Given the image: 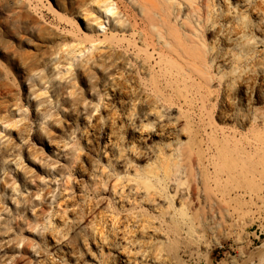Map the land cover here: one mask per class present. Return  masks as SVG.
<instances>
[{
	"label": "rangeland",
	"instance_id": "1",
	"mask_svg": "<svg viewBox=\"0 0 264 264\" xmlns=\"http://www.w3.org/2000/svg\"><path fill=\"white\" fill-rule=\"evenodd\" d=\"M52 2L59 15L45 7L47 0H0V262L7 251L3 244L11 241L13 256L8 264H65L66 248L55 254L53 238L75 251L78 264H125L113 233L139 236L135 217L143 210L134 199L123 203L119 194L103 190L90 174H96L91 165L98 166L113 180L112 169L105 168L103 131L94 130V119L104 117L108 110L117 112L123 137L128 115L120 111L101 73L90 77L97 72L96 65L87 64L90 52L81 53L84 46H79L78 34L70 32L64 20L76 11H62L59 5L64 0ZM34 7L42 14H34ZM94 11V4L86 6L79 19L82 27L86 16L87 20L95 17V13L91 16ZM106 67L113 72L111 64ZM75 78L73 87L70 83ZM74 91L75 97L69 98ZM74 99H79L77 106ZM14 107L21 109L15 114ZM215 119L219 124L216 115ZM44 131L53 132L50 137L56 138L55 146H66L60 155L48 153L38 142ZM17 132L26 138L25 145L19 146ZM8 143L15 152L4 155ZM76 144L80 145L77 151ZM193 149L189 159L168 160L163 171L171 175L172 161L178 165L180 171L177 177L171 176L176 181L169 193L175 196L176 206L185 208V216H173L174 207L162 203L163 213L154 218L152 227L158 226L164 237L149 245L159 256V264H264V152L199 160L196 142ZM202 150L212 152L214 147L204 143ZM16 155L22 158L12 160ZM81 167L91 172L81 174ZM142 192L153 195L156 187L144 186ZM72 200L76 218L67 207ZM83 216L88 219L86 227L72 240L70 231ZM127 247L131 256L141 251Z\"/></svg>",
	"mask_w": 264,
	"mask_h": 264
},
{
	"label": "bare ground",
	"instance_id": "2",
	"mask_svg": "<svg viewBox=\"0 0 264 264\" xmlns=\"http://www.w3.org/2000/svg\"><path fill=\"white\" fill-rule=\"evenodd\" d=\"M92 4L95 11L91 16L95 13V17L87 20L86 16L82 27L79 19ZM45 7L59 15L52 0H47ZM59 7L66 13L76 11L70 13L71 18H60L70 24V32L78 34V44L84 46L81 53L90 52L86 62L96 65L97 71L90 77L101 73L120 111L128 115L123 137L122 123H118V113L113 110L95 118L93 124L94 130L103 131L105 168L113 171L111 180L104 168L91 165L96 168V174H90L95 184L119 194L123 203L131 204L134 199L143 210L135 217L139 236L127 231L113 233V238L120 241L117 253L127 259L125 264H159V256L149 245L164 237L158 226L152 227L154 218L163 213L162 203L174 207L173 216H185V208L176 206L175 196L169 193L176 181L171 176L177 177L180 170L172 161L174 172L164 175L167 161L189 159L195 142L199 160L264 152V0H64ZM33 9L34 14H42ZM74 60V56L68 60L71 67ZM107 64L114 67L112 73ZM75 95V91L68 94L69 98ZM74 101L76 105L79 99ZM20 109L14 107L12 112ZM51 133L41 132L45 140L38 142L58 156L66 146H55L57 140L50 137ZM20 136L17 132L19 146L25 145L26 138ZM89 141L87 138L83 143L86 150ZM204 143L214 150L203 151ZM75 146L77 151L80 145ZM223 148L228 151L223 153ZM14 152L10 143L4 146V155ZM26 152L29 158L33 156L30 147ZM17 158L22 157L16 155L12 160ZM80 170L84 175L91 172L83 167ZM123 181V185L118 184ZM149 185L156 187L153 195L142 192ZM75 205L72 200L67 206L74 218L78 214ZM87 221L83 216L79 226L71 229L72 240L81 234ZM93 238L98 239L97 234ZM52 241L55 254L66 248L65 264H78L72 248ZM12 245L11 241L3 244L7 251L0 263H10ZM127 246L141 251L128 255Z\"/></svg>",
	"mask_w": 264,
	"mask_h": 264
}]
</instances>
